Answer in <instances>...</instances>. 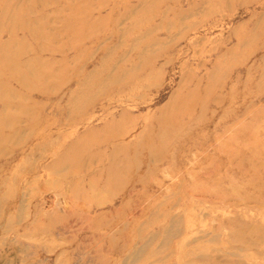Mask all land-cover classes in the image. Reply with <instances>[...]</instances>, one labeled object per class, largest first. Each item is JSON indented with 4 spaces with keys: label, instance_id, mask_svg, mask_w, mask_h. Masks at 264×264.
I'll use <instances>...</instances> for the list:
<instances>
[{
    "label": "rangeland",
    "instance_id": "rangeland-1",
    "mask_svg": "<svg viewBox=\"0 0 264 264\" xmlns=\"http://www.w3.org/2000/svg\"><path fill=\"white\" fill-rule=\"evenodd\" d=\"M3 44L0 264H264V0H0Z\"/></svg>",
    "mask_w": 264,
    "mask_h": 264
},
{
    "label": "bare ground",
    "instance_id": "bare-ground-1",
    "mask_svg": "<svg viewBox=\"0 0 264 264\" xmlns=\"http://www.w3.org/2000/svg\"><path fill=\"white\" fill-rule=\"evenodd\" d=\"M5 14V13H4ZM6 16V18H8L10 21H14L13 22V24L11 23V24H9L10 26H9V28H12V26L13 27H16V25H20V26H22V23L21 24H16L17 23V19L14 17V16H10V17H8V15L6 14L5 15ZM7 19V20H8ZM16 24V25H15ZM8 28V29H9ZM10 33H9V37H11L12 36V34H13V32L10 30L9 31ZM10 49V50H9ZM11 51V52H10ZM8 52V53H7ZM11 54H12V50H11V48H10V45H0V55H1V57H0V65L3 67V69H5V70H12V67H13V65L12 64H10L11 62H10V59L12 60L13 58H12V56H11ZM15 55H17V53L15 54L14 53V56ZM15 61V60H14ZM16 71V70H15ZM12 72V71H11ZM15 74L16 75H18V73L17 72H15Z\"/></svg>",
    "mask_w": 264,
    "mask_h": 264
}]
</instances>
